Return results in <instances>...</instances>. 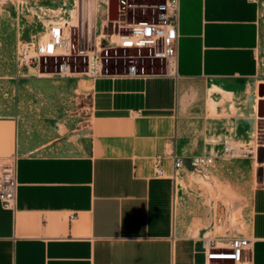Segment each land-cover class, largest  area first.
Here are the masks:
<instances>
[{
	"label": "crops",
	"instance_id": "obj_1",
	"mask_svg": "<svg viewBox=\"0 0 264 264\" xmlns=\"http://www.w3.org/2000/svg\"><path fill=\"white\" fill-rule=\"evenodd\" d=\"M78 1L97 16L110 0ZM259 44L256 1L180 0L176 77L95 79L84 148L17 157L0 264H206V238L174 233L177 182L157 163L165 174L174 154L202 150L206 90L256 80ZM250 214L247 260L264 264V185Z\"/></svg>",
	"mask_w": 264,
	"mask_h": 264
},
{
	"label": "rangeland",
	"instance_id": "obj_2",
	"mask_svg": "<svg viewBox=\"0 0 264 264\" xmlns=\"http://www.w3.org/2000/svg\"><path fill=\"white\" fill-rule=\"evenodd\" d=\"M254 1L259 6V75L256 80L231 85L228 93L216 87L206 90L205 118L211 123H203L199 131L202 143L198 146L202 150L194 154L219 155L230 139L236 155L218 157L203 170L187 165L176 171L171 166L164 174L177 182L174 233L215 239L221 246L233 236L248 238L252 193L264 185V146L259 145L257 158L249 155L258 144H264V112L260 113L259 102L255 107V99L264 86V0ZM92 7L84 8L78 0H0V127L6 133L0 168L23 153L77 152L84 148L91 121L92 87L87 81L93 85L94 80L64 78L57 74L51 59L47 64L42 60L39 68L27 66L21 56L25 45L35 52L42 40L43 18L55 21L56 16L74 12L78 14L79 28L73 38L77 42L80 36L82 48L89 49L95 37L106 34L103 21L111 26L109 14L106 18V11L99 7L94 16ZM85 66L80 61L79 70Z\"/></svg>",
	"mask_w": 264,
	"mask_h": 264
},
{
	"label": "built area",
	"instance_id": "obj_3",
	"mask_svg": "<svg viewBox=\"0 0 264 264\" xmlns=\"http://www.w3.org/2000/svg\"><path fill=\"white\" fill-rule=\"evenodd\" d=\"M179 12L180 0H118V18L110 20L111 26L105 27L106 40L98 42L97 36L89 49L84 50L80 36L77 42L73 38L78 32L79 21L71 26L66 21L55 22L49 26V39H42L34 54L27 45L24 46L22 63L39 68L42 60L47 64L51 59L57 74L64 78H173L178 75ZM105 14L107 18L109 3ZM115 24L118 25L117 32L114 31ZM80 61L86 65L84 70H79ZM232 144V140H226L219 155L185 158L174 154V170L187 165L203 170L211 167L218 157H234L236 148ZM258 145L264 146L263 143ZM17 157L0 171V201L7 210H15L17 205ZM157 171L160 176L164 175L162 160L157 163ZM249 248V239L243 235L229 238L225 246L215 239H206V264H249L246 256Z\"/></svg>",
	"mask_w": 264,
	"mask_h": 264
},
{
	"label": "bare ground",
	"instance_id": "obj_4",
	"mask_svg": "<svg viewBox=\"0 0 264 264\" xmlns=\"http://www.w3.org/2000/svg\"><path fill=\"white\" fill-rule=\"evenodd\" d=\"M53 12L54 11H52V14H53ZM54 16H52V17H54ZM56 18L57 19L55 21H52V20H49V19H45V18H43L44 20L42 19L44 27H45V30H44V33H43V36H42V39L44 41L49 39V35H50L49 26H50V24L55 23V22H60V21H63V22L66 21L71 26V25L77 24L78 21H79L78 14H76L75 12L73 14L67 15L65 17L58 18V16H56ZM103 22H104L103 24H104V28H105L107 26V21L104 20ZM114 37H116V35H114ZM105 38H106V34L103 33L102 35L98 36L97 40H98V42H101L103 39L105 40ZM32 53L34 54L35 52L32 51ZM37 70L40 71L38 68H37ZM87 83H88V86L90 85L92 87V84H90L89 81H87ZM255 101H256L255 107H257V102H259V103L262 102V101L264 102V95L257 96ZM257 153H258L257 147L255 148V150L249 151V155L251 156V158H257ZM244 155H247V153L246 154L244 153ZM257 166H260V164L258 162H257ZM1 170H2V168H0V171Z\"/></svg>",
	"mask_w": 264,
	"mask_h": 264
},
{
	"label": "water",
	"instance_id": "obj_5",
	"mask_svg": "<svg viewBox=\"0 0 264 264\" xmlns=\"http://www.w3.org/2000/svg\"><path fill=\"white\" fill-rule=\"evenodd\" d=\"M117 8H118V0H110L109 1V20L111 21H116L118 16H117ZM114 31H118V25H114ZM110 33L113 32L112 29L109 30ZM260 94L264 95V86H261L260 88ZM264 112V102H260V113L262 114ZM258 181L262 183V175L258 173Z\"/></svg>",
	"mask_w": 264,
	"mask_h": 264
}]
</instances>
